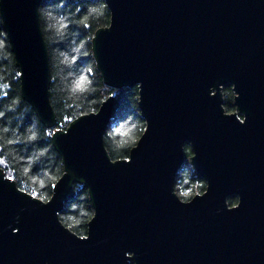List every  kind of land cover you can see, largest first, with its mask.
Returning <instances> with one entry per match:
<instances>
[{
	"label": "water",
	"instance_id": "1",
	"mask_svg": "<svg viewBox=\"0 0 264 264\" xmlns=\"http://www.w3.org/2000/svg\"><path fill=\"white\" fill-rule=\"evenodd\" d=\"M40 1L0 0V19L21 95L51 127ZM104 1L93 57L107 86H137L143 131L127 158L109 157L112 95L55 130L64 171L46 201L0 168V264H264V0ZM185 144L205 181L188 200L174 190ZM75 181L93 206L84 236L58 216Z\"/></svg>",
	"mask_w": 264,
	"mask_h": 264
},
{
	"label": "trees",
	"instance_id": "2",
	"mask_svg": "<svg viewBox=\"0 0 264 264\" xmlns=\"http://www.w3.org/2000/svg\"><path fill=\"white\" fill-rule=\"evenodd\" d=\"M39 22L46 43L50 69V103L55 124L45 126L20 92L17 66L0 19V168L17 187L46 201L63 173L61 156L51 140L55 130H64L76 117L95 112L108 96L114 97L112 118L103 141L113 160L127 158L143 131L144 120L137 105L138 88L114 89L102 80L92 53L97 29L109 23L110 11L104 0H41ZM225 111L236 110L231 86L222 88ZM185 163L177 171L174 190L182 200L205 189V181L193 169L192 151L185 144ZM230 196L228 204L236 203ZM93 206L86 187L73 182L58 213L69 230L84 236ZM127 264H133L129 261Z\"/></svg>",
	"mask_w": 264,
	"mask_h": 264
},
{
	"label": "rangeland",
	"instance_id": "3",
	"mask_svg": "<svg viewBox=\"0 0 264 264\" xmlns=\"http://www.w3.org/2000/svg\"><path fill=\"white\" fill-rule=\"evenodd\" d=\"M237 110H234V111H231V112H236ZM226 112H228V111H226Z\"/></svg>",
	"mask_w": 264,
	"mask_h": 264
}]
</instances>
